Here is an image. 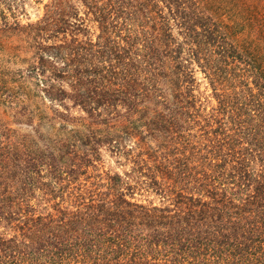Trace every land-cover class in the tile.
I'll return each mask as SVG.
<instances>
[{"label": "trees", "instance_id": "16d2710c", "mask_svg": "<svg viewBox=\"0 0 264 264\" xmlns=\"http://www.w3.org/2000/svg\"><path fill=\"white\" fill-rule=\"evenodd\" d=\"M19 1L0 32L49 106L0 120V264H264V0ZM126 139L131 178L95 174Z\"/></svg>", "mask_w": 264, "mask_h": 264}, {"label": "rangeland", "instance_id": "374dc122", "mask_svg": "<svg viewBox=\"0 0 264 264\" xmlns=\"http://www.w3.org/2000/svg\"><path fill=\"white\" fill-rule=\"evenodd\" d=\"M14 1L16 2L17 0ZM49 1L50 0H26L25 2L23 1L24 5H22V2L20 1L17 2L16 5L23 6L24 8L23 12L19 11L16 16L18 21H20L22 25L36 22L43 14V6ZM171 32L174 37H178L179 33H182L175 27L171 29ZM247 34L250 35L249 30H245V36H247ZM238 37L241 36L238 35ZM262 52H264V49ZM35 57L36 50H34L32 46L30 47L27 45L21 36H18L14 32H0V120L2 118L3 122L9 124V128L18 129L20 135H27V133L30 131V127L27 126L23 121H21L22 124L20 125L13 124V110L10 106V101L12 100L10 99V95L16 98L20 92L25 94L23 97L20 95L17 97L19 98L18 100L21 99L19 102V107L17 108L18 111H20V108H24L27 111L38 108L44 110L45 107L49 106L48 101L43 103L40 101V94L35 88V80L33 78L27 77V70L29 69L30 64H32L34 61ZM195 77L198 85L195 90V95L198 93L199 96L197 97L202 102L205 109L204 111L210 112L212 108L217 106L215 100L212 97L211 87L207 84L203 74L199 71L195 72ZM11 90L12 92H10ZM17 98L13 101L15 102ZM10 109V112H12L11 115L8 113V110ZM4 112L7 114L6 116L2 115ZM39 131L43 134V136H45L46 133L49 134L50 132L49 127L47 126L42 127ZM118 140H120V138H118ZM145 141L146 144L149 143L148 137L145 138ZM121 146L125 148L120 153H114L113 151L107 150V145L101 147V166L98 170H96V172H94L95 174L102 171L109 172L112 175L118 174L124 179L125 177L131 178V169H133V164L131 161L134 155L137 154V151H135L136 146H134L132 139H126L122 141ZM135 197L142 204H148L150 201L154 205L159 204V198H156L155 196L143 195V197H140L136 194ZM129 200H131L130 197Z\"/></svg>", "mask_w": 264, "mask_h": 264}]
</instances>
